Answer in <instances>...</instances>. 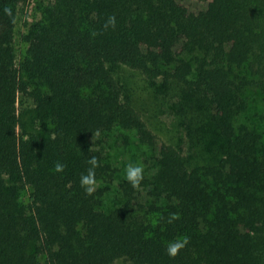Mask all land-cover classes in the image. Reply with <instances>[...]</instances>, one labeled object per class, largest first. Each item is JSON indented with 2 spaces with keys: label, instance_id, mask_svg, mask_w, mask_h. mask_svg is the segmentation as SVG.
I'll return each instance as SVG.
<instances>
[{
  "label": "trees",
  "instance_id": "trees-1",
  "mask_svg": "<svg viewBox=\"0 0 264 264\" xmlns=\"http://www.w3.org/2000/svg\"><path fill=\"white\" fill-rule=\"evenodd\" d=\"M182 1L0 0V264H264V0ZM120 69L174 100L187 156ZM114 131L151 150L137 189L95 150Z\"/></svg>",
  "mask_w": 264,
  "mask_h": 264
},
{
  "label": "rangeland",
  "instance_id": "rangeland-1",
  "mask_svg": "<svg viewBox=\"0 0 264 264\" xmlns=\"http://www.w3.org/2000/svg\"><path fill=\"white\" fill-rule=\"evenodd\" d=\"M183 4L191 12H200L207 7V2H200L196 0H183ZM33 15L30 13L27 6L21 10L18 21V35L25 31L26 24H30ZM120 76L130 85L133 90V95L136 99L137 108L142 112L144 119L149 125L150 129L157 135V147L162 143H171L182 150L184 156L188 154V141L186 132L180 126L179 119L176 115L177 109L175 102L172 99L161 101L157 98L159 89H161L160 82H157V89L150 86L140 74L133 70L120 69ZM257 102V97L254 96ZM178 126L179 129H178ZM130 144H126V141ZM95 150L104 155V157L113 164L115 168L120 170L119 177L125 173L128 164H142L144 167V174H149L150 166H146L142 162L143 155H149L151 150L148 147H143L137 142L135 137H131L128 133L110 132L95 140ZM116 203L115 191L113 190L105 200L102 210H108Z\"/></svg>",
  "mask_w": 264,
  "mask_h": 264
},
{
  "label": "clouds",
  "instance_id": "clouds-1",
  "mask_svg": "<svg viewBox=\"0 0 264 264\" xmlns=\"http://www.w3.org/2000/svg\"><path fill=\"white\" fill-rule=\"evenodd\" d=\"M116 17L110 16L108 17L107 22L104 24V30H108L109 28L114 29L116 27ZM97 33L93 32L92 36H96ZM87 163L90 167L87 169L86 174L81 175L80 177V185L85 190L88 195H91L97 186V179H96V169L101 166V162L98 160L96 156H92ZM66 165L63 163L58 162L55 165L56 173H62L65 169ZM126 173V180L131 184L134 189L140 187L143 179H144V167L142 164H128L125 170ZM178 219L177 216L173 215L169 223L173 220ZM189 239L186 236L178 237L175 240L169 241L166 246L167 255L169 258L174 259L176 258L179 253L188 245Z\"/></svg>",
  "mask_w": 264,
  "mask_h": 264
}]
</instances>
